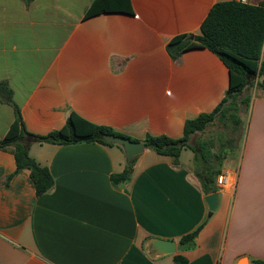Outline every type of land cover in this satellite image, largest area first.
Wrapping results in <instances>:
<instances>
[{
  "label": "crops",
  "instance_id": "crops-1",
  "mask_svg": "<svg viewBox=\"0 0 264 264\" xmlns=\"http://www.w3.org/2000/svg\"><path fill=\"white\" fill-rule=\"evenodd\" d=\"M91 1L0 0V84L11 88L30 133L59 130L75 112L142 143L147 135L182 138L186 121L223 101L226 65L204 48L174 60L167 45L201 34L212 7L232 0H131L132 13L86 19ZM249 93L242 133L220 174L232 186L215 183L220 198L211 217L198 178L206 165L190 148L178 166L145 148L131 181L116 187L111 176L127 163L119 147L30 139L29 155L55 182L42 196L26 168L5 186L17 166L14 147L0 148V264H178L177 254L186 264L264 261V95L239 99ZM15 117L0 96V139ZM204 133L193 135L192 146L210 142ZM204 222L196 246L180 251L179 240ZM158 238L174 240L177 253L156 255L149 241Z\"/></svg>",
  "mask_w": 264,
  "mask_h": 264
},
{
  "label": "trees",
  "instance_id": "trees-1",
  "mask_svg": "<svg viewBox=\"0 0 264 264\" xmlns=\"http://www.w3.org/2000/svg\"><path fill=\"white\" fill-rule=\"evenodd\" d=\"M32 0H25L30 3ZM132 13L131 0H92L85 18L105 13ZM201 34H183L173 38L167 45L171 57L176 60L184 52L196 48H204L213 52L228 68L230 76L229 89L223 101L211 113H202L196 119L188 120L184 126L182 138H172L166 135H147L143 140L144 147L159 154L170 156L173 164H180V155L185 148L195 152L196 163L202 159L205 167L198 173L202 189L205 194L218 191L217 177L222 172L223 161L233 150L234 139L229 138L220 142L216 152H213L212 142H198L192 146L193 135L204 133L217 120H224L230 114L235 127L241 126V105L249 106L252 94L239 99L240 95L255 90L257 95H264V62H261L264 49V1L258 5H250L241 1L232 0L219 2L210 10L200 28ZM12 90L7 83L0 84V96L4 97L15 109V121L3 139H0V148L7 149L13 146L12 152L16 160V172L7 177L5 186L8 187L13 176L21 169L30 170L36 193L42 196L54 187V178L50 170L40 166L29 155L30 139L38 143L56 145H74L81 143H100L107 146H117L103 140V135H115L130 138L106 126H96L89 120L72 112L65 125L46 135L30 133L23 121L20 108L12 101ZM134 142H140L130 138ZM125 152V151H124ZM127 162L125 169L111 176L114 186L121 187L132 179L134 165ZM206 222V221H205ZM205 222L192 233L179 240V250L186 251L196 246L198 237ZM178 264H186L187 259L180 254L175 255ZM257 264H264L256 260Z\"/></svg>",
  "mask_w": 264,
  "mask_h": 264
},
{
  "label": "water",
  "instance_id": "water-1",
  "mask_svg": "<svg viewBox=\"0 0 264 264\" xmlns=\"http://www.w3.org/2000/svg\"><path fill=\"white\" fill-rule=\"evenodd\" d=\"M103 140L123 147L126 153L127 162H132L145 150L142 142H134L130 138L126 137L103 135ZM219 198L220 195L218 192L206 196L205 200L209 209V217H211L217 210ZM149 246L153 249L156 255L159 256L176 254L178 249L177 243L174 240H163L159 238L150 240Z\"/></svg>",
  "mask_w": 264,
  "mask_h": 264
},
{
  "label": "rangeland",
  "instance_id": "rangeland-1",
  "mask_svg": "<svg viewBox=\"0 0 264 264\" xmlns=\"http://www.w3.org/2000/svg\"><path fill=\"white\" fill-rule=\"evenodd\" d=\"M246 105H241V111L238 115L241 117V114L245 111ZM242 131L241 126L235 127L234 122L230 114L226 116L224 120H217L216 123L210 126L205 133L203 134L204 140H209L213 145L218 147L219 140H225L229 138H234L238 140Z\"/></svg>",
  "mask_w": 264,
  "mask_h": 264
},
{
  "label": "built area",
  "instance_id": "built-area-1",
  "mask_svg": "<svg viewBox=\"0 0 264 264\" xmlns=\"http://www.w3.org/2000/svg\"><path fill=\"white\" fill-rule=\"evenodd\" d=\"M216 183L219 189H224L232 186V181L226 174L218 176Z\"/></svg>",
  "mask_w": 264,
  "mask_h": 264
}]
</instances>
